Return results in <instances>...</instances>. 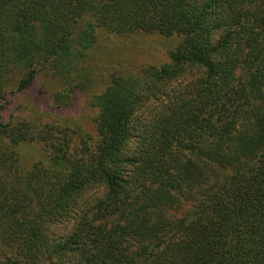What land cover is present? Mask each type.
Listing matches in <instances>:
<instances>
[{
    "label": "trees",
    "instance_id": "obj_1",
    "mask_svg": "<svg viewBox=\"0 0 264 264\" xmlns=\"http://www.w3.org/2000/svg\"><path fill=\"white\" fill-rule=\"evenodd\" d=\"M136 34L159 65H96ZM45 75L93 136L4 121ZM0 264H264V0H0Z\"/></svg>",
    "mask_w": 264,
    "mask_h": 264
},
{
    "label": "rangeland",
    "instance_id": "obj_2",
    "mask_svg": "<svg viewBox=\"0 0 264 264\" xmlns=\"http://www.w3.org/2000/svg\"><path fill=\"white\" fill-rule=\"evenodd\" d=\"M106 41V40H105ZM104 41V42H105ZM171 44V43H170ZM105 47L96 49V65L102 64L109 69L110 65L125 63L126 70H138L147 65H159L166 48V42L157 37L136 34L130 38L110 37L104 44ZM104 71V70H103ZM108 72L101 74L96 85L89 92L99 93L103 85L108 81ZM64 86L51 78L43 76L42 79L28 92L16 93L8 98V107L3 113L4 121L10 116L16 119H31L40 122L53 121L70 128H80L93 136L95 134L94 119L96 110L88 103V91H77L71 97V103L67 107L57 108L53 95L62 92ZM74 142V141H73ZM23 155L27 164L33 160H44V152L37 144L28 145L23 149ZM28 161H30L28 163Z\"/></svg>",
    "mask_w": 264,
    "mask_h": 264
}]
</instances>
